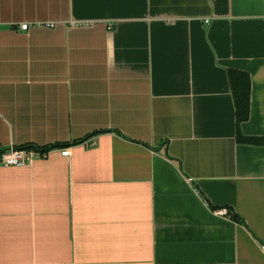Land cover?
Segmentation results:
<instances>
[{
  "label": "crops",
  "instance_id": "obj_1",
  "mask_svg": "<svg viewBox=\"0 0 264 264\" xmlns=\"http://www.w3.org/2000/svg\"><path fill=\"white\" fill-rule=\"evenodd\" d=\"M53 145L0 264H264V0H0V149Z\"/></svg>",
  "mask_w": 264,
  "mask_h": 264
},
{
  "label": "trees",
  "instance_id": "obj_2",
  "mask_svg": "<svg viewBox=\"0 0 264 264\" xmlns=\"http://www.w3.org/2000/svg\"><path fill=\"white\" fill-rule=\"evenodd\" d=\"M230 83L232 87L233 97L236 105V112H237V119L238 124L241 122H244L248 120L249 113H250V91H251V80L249 75L243 72L239 71H231L230 75ZM240 141L242 142H248V143H254L255 141L252 139H244L240 138ZM78 144V143H75ZM67 145H53L48 147H35V146H28L18 149H37L41 152H48L56 148H63ZM6 149H0V159L4 152H6ZM233 220L240 222V218L234 214L232 211H228V215Z\"/></svg>",
  "mask_w": 264,
  "mask_h": 264
},
{
  "label": "built area",
  "instance_id": "obj_3",
  "mask_svg": "<svg viewBox=\"0 0 264 264\" xmlns=\"http://www.w3.org/2000/svg\"><path fill=\"white\" fill-rule=\"evenodd\" d=\"M48 27L53 28L54 25H48ZM22 31H28L30 25L28 23H23L20 25ZM61 154L64 157L70 156V150L67 148L61 149ZM48 152H41L37 149H18L11 147L6 152H4L0 159V166L4 167H24L32 164L36 159H46L48 157ZM221 215L227 216L228 211L223 210L220 212ZM264 250V246L262 247Z\"/></svg>",
  "mask_w": 264,
  "mask_h": 264
}]
</instances>
